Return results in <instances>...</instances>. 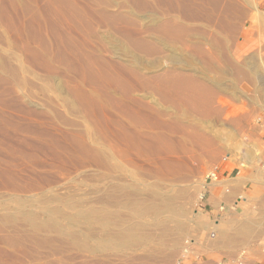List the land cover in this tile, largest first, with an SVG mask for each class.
Returning <instances> with one entry per match:
<instances>
[{
	"label": "rangeland",
	"instance_id": "obj_1",
	"mask_svg": "<svg viewBox=\"0 0 264 264\" xmlns=\"http://www.w3.org/2000/svg\"><path fill=\"white\" fill-rule=\"evenodd\" d=\"M216 169L222 181L236 175L239 189L230 211L219 199L212 217L216 182L207 175ZM258 169L264 0H0L1 264L144 255L155 264H242L228 257L245 242L264 245ZM159 195L174 198L177 220L169 211L133 215L164 208ZM137 223L136 246L99 250ZM243 225L251 232L231 246L212 235ZM215 240L223 247H204Z\"/></svg>",
	"mask_w": 264,
	"mask_h": 264
},
{
	"label": "bare ground",
	"instance_id": "obj_2",
	"mask_svg": "<svg viewBox=\"0 0 264 264\" xmlns=\"http://www.w3.org/2000/svg\"><path fill=\"white\" fill-rule=\"evenodd\" d=\"M261 14H263L262 12H260ZM258 18V17H257ZM256 18V19H257ZM256 19H255V21H256ZM259 19H257V21H258ZM260 21V20H259ZM258 21V22H259ZM257 50H258V48H257ZM223 51V50H222ZM249 51V50H248ZM235 52V51H234ZM227 53V52H226ZM243 53V52H242ZM246 53V52H245ZM228 56V55H227ZM252 56V55H251ZM229 57V56H228ZM255 57V56H254ZM176 58V57H175ZM182 58H184V57H182ZM245 58V57H244ZM188 60V59H187ZM242 60V59H241ZM181 61V60H180ZM225 64V63H224ZM232 64V63H231ZM234 64V63H233ZM254 64V63H253ZM258 66V65H257ZM254 67V66H253ZM258 68V67H257ZM213 69V68H212ZM258 69H260V68H258ZM215 72V71H214ZM260 72V71H259ZM231 73V72H230ZM263 73V72H262ZM167 74V73H166ZM250 74V73H249ZM158 75V74H157ZM258 75V74H257ZM260 75H261V72H260ZM162 76V75H161ZM218 77V76H217ZM234 77V76H233ZM257 77V76H256ZM260 77H263V76H260ZM160 78V77H159ZM244 78V77H243ZM180 79V78H179ZM239 79H240V77H239ZM262 80V79H261ZM239 81V80H238ZM262 82H263V80H262ZM190 83V82H189ZM240 83V82H239ZM259 83V82H258ZM245 84V83H244ZM194 85V84H193ZM229 85V84H228ZM260 85V84H259ZM204 86V85H203ZM221 86H223V85H221ZM263 86V85H262ZM187 88V87H186ZM195 88V87H194ZM200 88V87H199ZM196 89V88H195ZM206 89V88H205ZM194 91V90H193ZM185 93V92H184ZM194 93V92H193ZM251 93V92H250ZM186 94V93H185ZM258 96V95H257ZM187 97H189V96H187ZM190 97H192V96H190ZM196 97V96H195ZM197 98V97H196ZM203 98V97H202ZM240 98V97H239ZM184 99V98H183ZM192 99V98H191ZM199 99V98H198ZM208 99V98H207ZM196 100V99H195ZM192 101V100H191ZM208 101V100H207ZM184 102V101H183ZM193 102V101H192ZM206 102V101H205ZM189 103V102H188ZM194 109V108H193ZM199 111V110H198ZM246 116V115H245ZM203 117V116H202ZM201 128V127H200ZM195 129V128H194ZM193 129V130H194ZM222 129V128H221ZM230 129V128H229ZM197 130L198 129H196V134H197ZM216 130V129H215ZM139 131V130H138ZM223 131V130H222ZM137 133H140V131L139 132H137ZM142 133V132H141ZM194 133V132H193ZM192 133V134H193ZM199 133H201V132H199ZM198 133V134H199ZM234 133V132H233ZM158 133H156V135H157ZM189 134V133H188ZM201 134H203V133H201ZM200 134V135H201ZM235 134V133H234ZM156 135H154V136H156ZM191 135V134H190ZM200 135H199V138H200ZM205 135V134H204ZM217 135H219V134H217ZM232 135V134H231ZM147 136V135H146ZM158 136V135H157ZM233 136V135H232ZM190 137V136H189ZM206 137V136H205ZM141 138V137H140ZM195 138H197V135H196V137ZM157 139V138H156ZM203 139V138H202ZM201 139V140H202ZM205 139L206 138H204V141H205ZM210 140V139H209ZM211 141H213V140H211ZM210 141V142H211ZM141 142V141H140ZM158 142V141H157ZM161 142V141H160ZM145 143V142H144ZM204 143V142H203ZM209 143V142H208ZM214 144V143H213ZM228 144V143H227ZM205 145V144H204ZM209 144H207V146H208ZM203 146V145H202ZM209 147V146H208ZM218 147V146H217ZM213 148H215V147H213ZM201 149H203V148H201ZM212 149V148H211ZM206 150V149H205ZM207 151V150H206ZM213 151V150H212ZM190 152V151H189ZM241 168V167H240ZM153 170V169H152ZM243 172V171H242ZM230 180V179H229ZM178 181V180H177ZM237 192V191H236ZM138 195V194H137ZM151 195V194H150ZM169 196V195H168ZM168 196L167 197H165L164 195H159V197L161 198V200L164 202V204H163V206H165L164 208L162 207V209H159L158 207H148V208H146V207H136V208H134L133 207V215L135 214L136 216H138V217H136V218H139V217H143L144 215H146V213L149 211V210H151V211H153L154 212V214L155 213H158V211L159 212H161V211H169L170 213H171V219L173 220V221H175V220H177L176 219V217H175V215L178 213V210H177V208H175L176 206H174V203H173V197H171V198H173V199H170V197L168 198ZM173 196V195H172ZM175 196V195H174ZM153 197V196H152ZM176 197V196H175ZM19 199V198H18ZM196 199V198H195ZM226 201V200H225ZM159 202H161V201H159ZM77 203V202H76ZM121 203V202H120ZM119 203V204H120ZM118 204V205H119ZM133 204V203H132ZM132 204H130L131 205V207L134 205H132ZM129 204H128V206H130ZM178 205V204H177ZM263 206V205H262ZM62 207V206H61ZM122 206H120V208H121ZM264 207V206H263ZM26 208V207H25ZM118 208V207H117ZM130 208V207H129ZM152 208V209H151ZM77 209V208H76ZM94 209V208H93ZM96 209V208H95ZM90 210H91V208H90ZM98 209H96V211H97ZM110 210V209H109ZM28 211V210H27ZM82 211V210H81ZM84 211V210H83ZM88 211V210H87ZM92 211V210H91ZM6 212V211H5ZM90 211H88L87 212V214L89 213ZM94 212H95V210H94ZM94 212H93V214L92 213H90L91 215H98L99 216V218L100 219H98L99 221H102L101 223H102V225L104 226V227H107L108 226V224H109V220H108V218L105 216V214L104 213H102V212H100V211H98L97 213H95L94 214ZM104 212V211H103ZM77 213H78V211H77ZM76 213V214H77ZM84 213H86V212H84ZM75 214V213H74ZM86 214V215H87ZM90 214H89V216H90ZM130 214H132V212L130 213ZM149 214H151V213H149ZM159 214H161V213H159ZM158 214V215H159ZM168 214V213H167ZM80 215H83L82 214V212H81V214H79V216ZM85 215V214H84ZM108 215V214H107ZM122 215V214H121ZM124 215V214H123ZM157 215V214H156ZM155 215V216H156ZM88 216V217H89ZM110 216V215H109ZM127 216V215H126ZM243 216V215H242ZM249 217V216H248ZM91 218V217H90ZM93 218H95V217H93ZM92 218V219H93ZM157 219V218H156ZM158 220V219H157ZM165 221V220H164ZM167 221V220H166ZM161 222H162V220H161ZM180 222V221H179ZM114 223V222H113ZM155 223V222H154ZM178 223V222H177ZM249 223V222H248ZM151 225H153V224H151ZM166 225V224H165ZM242 225V224H241ZM37 226V225H36ZM110 226V225H109ZM38 227H41V226H38ZM141 226H140V224L138 225V223L136 224V225H128L126 228H123V229H121V231H120V233H119V235H118V237H116V238H114L115 236H117V235H114V237H112V238H110L109 240H108V243H107V245H106V247L105 248H102V249H99L100 251H102V250H106V249H108V247H109V250H110V245L108 246V244H112V243H116L119 247H121V248H126V247H131V246H133V245H137V243H139L140 241H139V238L138 237H140V236H138L137 234H136V232H135V229L136 228H140ZM176 227V226H175ZM241 227H243V226H241ZM18 229V228H17ZM245 231H248V230H250L251 229V226H245ZM83 231V230H82ZM86 232V231H85ZM101 232V231H100ZM149 232V231H148ZM156 232V231H155ZM167 232V231H166ZM169 232V231H168ZM244 231L242 230L241 231V233H243ZM249 232V231H248ZM250 232H251V230H250ZM158 233V232H157ZM171 233V232H170ZM102 234V233H101ZM174 234V233H173ZM243 234H245V233H243ZM112 235V234H111ZM9 236V235H8ZM222 236V238L221 239H223V241H224V243L226 244V245H228V244H231V243H233L232 245H234V244H236V242L237 241H240V240H245L244 238H246V236L245 237H241L240 235V237H237V234L233 237L232 235V237H229V236H224V235H221ZM221 236H218V237H221ZM236 237V238H235ZM204 238H205V236H204ZM251 238V237H250ZM179 239V238H178ZM177 239V240H178ZM215 239V238H214ZM2 240V239H1ZM7 240V239H6ZM143 240V239H142ZM172 240V239H171ZM176 240V239H175ZM198 240V239H197ZM205 240H206V238H205ZM247 240V239H246ZM179 241V240H178ZM177 241V242H178ZM200 241V240H199ZM208 240H206V242H207ZM218 241V240H217ZM177 242H175V241H173V243H172V248L173 249H176V248H178L179 247V243H177ZM9 243V242H8ZM16 243V242H15ZM192 243V242H191ZM208 243H209V241H208ZM206 244L205 243V245H204V247L206 246V248H208L209 247V245H210V247L208 248L210 251L212 250L211 249V247H214V248H219V247H222V245L220 246L217 242H216V240L213 242V243H215L214 245L215 246H213V245H211V244ZM247 243V242H246ZM142 244V243H141ZM203 244V243H202ZM243 244V243H242ZM250 244V243H249ZM191 245V244H190ZM219 245V246H218ZM245 245V244H244ZM9 246V245H8ZM84 246V245H83ZM248 246V245H247ZM246 246V247H247ZM250 246V245H249ZM248 246V247H249ZM113 247V246H112ZM111 247V248H112ZM171 247V246H170ZM137 248V247H136ZM250 248V247H249ZM1 249V248H0ZM170 249V248H169ZM184 249V248H183ZM177 250V249H176ZM175 250V251H176ZM194 250V249H193ZM4 251V250H3ZM22 251V250H21ZM111 251V250H110ZM146 251V250H145ZM144 251V252H145ZM172 251V250H171ZM184 251V250H183ZM182 251V252H183ZM252 251V250H251ZM20 252V251H19ZM103 252V251H102ZM107 252V251H106ZM185 252V251H184ZM1 253H2V251H1ZM28 253V252H27ZM114 253V252H113ZM237 253V252H236ZM182 254V253H181ZM186 254V253H185ZM155 256H156V254H154ZM187 255V254H186ZM10 256V255H9ZM160 256V255H159ZM158 256V257H159ZM182 256V255H181ZM189 256H191V255H189ZM254 256V255H253ZM106 257V256H105ZM154 256H142V257H140V256H138V257H135V258H133L132 257V260H130L129 262H127L128 264H155V262H158V261H155L156 259H154L153 258ZM70 258V257H69ZM130 258V257H129ZM168 258V257H167ZM172 258V257H171ZM190 258V257H189ZM19 259V258H18ZM153 259V260H152ZM158 259V258H157ZM159 259H164V258H160L159 257ZM165 259H166V257H165ZM32 260V259H31ZM169 260H170V258H169ZM168 260V261H169ZM3 261V260H2ZM26 261V260H25ZM94 261V260H93ZM112 261V260H111ZM216 261H218V260H216ZM252 261V260H251ZM22 262V261H21ZM24 262V261H23ZM22 262V263H23ZM126 263V264H127ZM165 263H166V261H165ZM211 263V262H210ZM0 264H1V260H0ZM45 264V263H44ZM82 264V263H81ZM85 264V263H84ZM162 264V263H161ZM164 264V263H163ZM207 264H209V263H207Z\"/></svg>",
	"mask_w": 264,
	"mask_h": 264
},
{
	"label": "crops",
	"instance_id": "obj_3",
	"mask_svg": "<svg viewBox=\"0 0 264 264\" xmlns=\"http://www.w3.org/2000/svg\"><path fill=\"white\" fill-rule=\"evenodd\" d=\"M221 171L222 170L219 171L220 177H221V173H222ZM225 173H226V171L223 172L222 175H225ZM236 173L239 174L240 172L239 171H236ZM229 175H230V173L227 172L225 176L226 177H229ZM262 176L264 177V169H258V174L254 178L256 179V181L259 182L262 179H264V178H262ZM235 177H237V176L236 175L235 176H232V177L229 178L230 180L227 179V180H223V181L220 178H218V180L215 181L216 184H213L212 183V184L209 185L210 188H211L210 194H209V198H212V199L210 201H208V203H207V209H210L209 211H210V214H211L212 217H219V214L216 211V209H217L216 208V205L219 204V202H218L219 199L221 200L220 201V209L223 208V205L222 204L225 205L224 207H225L226 210L229 207V205H228L229 199L232 197V195H234V192L239 189V187L236 185V182H237L236 179H238V178H235ZM211 181H213V180H211ZM208 184L206 183V186ZM220 184L224 185V187H222V186L216 187L215 186V185H220ZM213 186H215V187H213ZM212 187H213V189H212ZM207 189H209V188H207ZM240 196L246 200V197L244 195H240ZM236 207H238V205ZM227 211H230V210H227ZM220 221H222V220H220ZM219 222H218V224H217L216 227H218L220 225ZM243 227H244V225H243ZM243 227L239 228L238 233H237V237H240L242 235L241 237L243 238V237H245L249 233L248 231H250V230L245 231V229ZM214 229H216V228L214 227ZM242 230L244 231L243 233H245V234L241 233ZM212 235H213V237H217V236H221V235L232 237L231 234L228 231H222V233L220 235H216V232H215ZM235 235H233V237ZM218 238H222V236L221 237H218ZM232 244L233 243H231L230 246ZM246 245L249 246L250 244H246V242H245V250H244V252L242 254L239 252L236 256L233 255V256L228 257L229 260H230V262L237 261V262H241L242 264H257L258 261H260L261 264H264V262H262V261H264L263 253H261L259 251L260 248L257 247V246L262 247L264 245L261 242H254V243L252 242V244L249 246L250 248L248 246L246 247ZM222 247H220V248H222ZM253 255H254V257H253ZM255 261H256V263H255ZM215 262H217V261H215ZM207 263L213 264L212 262L210 263L209 260H208Z\"/></svg>",
	"mask_w": 264,
	"mask_h": 264
},
{
	"label": "built area",
	"instance_id": "obj_4",
	"mask_svg": "<svg viewBox=\"0 0 264 264\" xmlns=\"http://www.w3.org/2000/svg\"><path fill=\"white\" fill-rule=\"evenodd\" d=\"M218 174V171H217V169L215 170V172H210L208 175H207V179L209 178L210 180H213V181H217L218 180V177H219V175H217ZM223 205V208L222 209H224L225 207V205L224 204H222Z\"/></svg>",
	"mask_w": 264,
	"mask_h": 264
}]
</instances>
